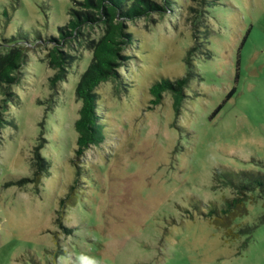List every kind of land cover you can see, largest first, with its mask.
Wrapping results in <instances>:
<instances>
[{"label": "rangeland", "instance_id": "374dc122", "mask_svg": "<svg viewBox=\"0 0 264 264\" xmlns=\"http://www.w3.org/2000/svg\"><path fill=\"white\" fill-rule=\"evenodd\" d=\"M81 1L0 0V51L21 42L9 40L19 31L58 33ZM176 1L126 21L137 38L121 67L127 86L99 84L107 138L80 157L76 87L104 29L85 28L63 47L72 62L56 86L52 43L26 49L0 127V264H264V192L249 191L239 217L257 223L247 245L248 235L228 238L195 207L235 195L218 166L264 172V0ZM195 22L210 32L190 53ZM187 55L200 75L180 109L171 91L154 104L153 82L185 74ZM41 158L49 164L40 169ZM75 161L84 167L77 183ZM73 183L75 202L61 206Z\"/></svg>", "mask_w": 264, "mask_h": 264}, {"label": "trees", "instance_id": "16d2710c", "mask_svg": "<svg viewBox=\"0 0 264 264\" xmlns=\"http://www.w3.org/2000/svg\"><path fill=\"white\" fill-rule=\"evenodd\" d=\"M205 1H210L207 2L208 5L215 3L214 0ZM81 3L82 8H71L69 11L70 18L66 23L59 25L58 33H51L46 38L39 33L36 37L40 41L52 43L49 55L58 70L55 76L51 78V84L56 86L57 82L64 78L66 66L72 62V54L64 50L63 47L78 40L84 34L85 28L97 25L104 29L102 35L95 42L93 59L81 74L76 87L77 96L83 101L79 116L75 121V127L78 131L75 149V156L77 157H80L91 145L101 144L107 138L106 121L101 111L100 93L97 90L99 84L102 81L112 79L116 81L117 85L124 88L127 86L123 80L121 67L126 65L132 57L126 50L134 46L137 38L133 31L128 28L126 21H135L141 16L148 17L153 12L173 11L177 5L176 0H82ZM4 14H7L6 9ZM198 23H194L196 45L189 49L190 53L194 47L207 46L206 42L210 31L205 30L203 35L199 34ZM12 39H18L21 42L5 48L3 52L0 51V84L2 92L5 94L0 99V127L4 121H7L3 116L9 108L10 101L15 102L18 96L13 87L20 83L23 78L22 68L27 64L29 58L26 49L30 48V44L36 40H32L29 33L24 31H19L18 34L9 37V40ZM186 62L188 70L185 74L176 78L162 76L153 82L151 91L154 95L152 98L154 104L161 102L165 91H171L175 97V109L177 111L180 109L190 79L200 75L198 66L190 55L186 56ZM230 95L231 93L228 97ZM35 162L40 169L49 164L44 159ZM75 164L77 173L75 182L77 183L84 167L76 161ZM215 174L223 184L232 186L236 193L227 197L221 204L210 202L206 209L200 208V204L197 203L195 204L197 212L209 217L212 223L228 238H236L243 234L248 235L243 243L247 245L248 238L251 237L257 223L242 222L239 217L248 212V200L251 197L248 192L256 189L264 192V172L247 168L236 170L218 166ZM37 178L38 175L36 180ZM75 187L76 185L73 183L66 195L60 198L61 206H69L75 202ZM202 202L204 203V201ZM191 212L194 211L191 210ZM263 220L264 216L261 217L260 221Z\"/></svg>", "mask_w": 264, "mask_h": 264}]
</instances>
